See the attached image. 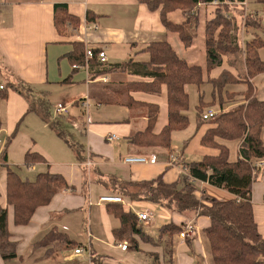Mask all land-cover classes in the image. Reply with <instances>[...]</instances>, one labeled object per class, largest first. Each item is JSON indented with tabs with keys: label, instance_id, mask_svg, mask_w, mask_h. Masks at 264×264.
I'll return each mask as SVG.
<instances>
[{
	"label": "crops",
	"instance_id": "0c3cea01",
	"mask_svg": "<svg viewBox=\"0 0 264 264\" xmlns=\"http://www.w3.org/2000/svg\"><path fill=\"white\" fill-rule=\"evenodd\" d=\"M58 4L66 5L69 13L79 19V27L70 28L71 32L69 30L65 37H61L55 28L54 9L55 5ZM249 8L248 0L244 4L232 5L229 18L236 24L237 39H239L237 35L239 32L238 23L235 21L237 16H241L242 33L253 32V28L259 27V24L245 27L247 19L252 21L260 19L261 23H258H260V27L262 25L261 11H257L259 7L252 12ZM215 9L214 5H202L197 12L198 24L195 29L197 39L195 44L187 50L184 49L185 52L181 55L190 63L204 64V25L215 18ZM171 18L178 23L184 20V17L180 14H173ZM73 30L78 31L74 33ZM75 41L83 42L86 48L104 49L108 55L107 64L109 65L126 63L134 58L129 49L131 51L136 50L135 55H147L146 53L137 54V52L152 43L170 41L178 45V48H182L176 37L170 35L163 26L160 13L151 12L146 5L139 3L137 0H0V86L4 87V89H0V139L7 138L22 117H24V122L33 124L39 132L41 130L43 133L48 132L47 136H50L49 132L51 131V149L57 159L51 158L47 152L46 154L42 152L48 164H38L31 168L39 167L41 170L48 166L49 172L63 175L68 183L75 188L57 194L49 206L40 208L37 211L28 226H15L13 210L7 205L5 165L12 168L22 165L24 154L31 148V145L27 142L17 144V140H14L9 150H4L1 146L0 156L5 151L7 153L5 164L0 163V204L8 208L11 241L18 246V257L13 261L6 262L0 254V264H19L25 257L34 259L36 264H70L71 259L77 261L86 253L89 255L90 264H92L90 254L92 251L96 254L97 243H94L97 241L96 239L105 241L112 252H118L116 254L117 261H111L110 256L99 255L103 256V264H128L130 250L145 255L146 257L143 258H154L157 264H162L163 253L160 257L152 249L151 252H145L141 248V244H145L150 248L149 246L157 243L152 236L150 241L139 240L138 251L133 250L129 245V248L123 251L121 246L126 243H114L113 230L119 228L120 223L118 221L119 225L116 226L115 224V228H113L111 215L106 212L107 204L100 203V200L106 196H117L113 191L112 179L119 182L137 183L162 176L167 184L177 182L182 175L181 163L200 162L206 155L218 154V151L204 148L201 145V139L209 126L205 124L206 127H200L195 138L190 143L187 142L185 154L184 149L176 144L174 139L171 150L162 148L145 149L130 145L127 139L147 127V109H129L123 104H113L114 100L109 99V97H112V93L116 88L106 90V98L96 100L92 98L91 85L102 82L100 80L105 78L107 82L102 83L108 84L114 81L121 85L120 90L123 83L143 81V79L117 72L93 80L89 73H87V76L81 75L79 72L82 70L72 68L70 74L63 72L61 61H68L64 56L72 51V43ZM244 44L241 46L243 47ZM62 47H65L66 50H61ZM124 55L129 59L125 60ZM260 56L264 62V49L261 50ZM134 59L136 61H147L149 56L146 60ZM242 63H244L242 57L238 55L225 56L221 67L205 76V83L212 84V81L217 80L224 74L231 79L242 77L244 74V64ZM66 79H70L72 83L62 84ZM19 80L31 86L37 96L45 97L51 107L74 103L78 108L77 110L84 115L85 118L78 115L76 118L70 119L69 112L68 115L62 116L68 117L66 121L72 122L78 133L85 136L87 142V151L84 152L83 150V155L77 158L76 161L72 160V156L68 154L60 142L52 137L55 135V129L45 124L37 115L27 113V101L10 89V86L16 84ZM77 81L85 82L88 86L87 94L81 96L80 100L85 99L84 97L87 95L90 104L93 105L90 106L89 110L83 108L80 104L81 101H78V99L75 100L66 96V92L69 91L72 85L78 83ZM251 82L258 98L264 101V73L251 80ZM6 91L8 97L3 98L1 95ZM132 97L137 101L159 105L160 116L163 108H167L166 88L163 89L160 96L136 93L132 94ZM237 97L222 109L226 111L239 106L243 101L237 104ZM87 115H90L91 123H88ZM111 135H116L119 139L108 142L107 138ZM222 144L229 149L230 161L237 162L241 157V142H224ZM142 155L155 156L157 163L131 165L124 162L127 157H142ZM88 159H91V167L85 166ZM62 162H65V164H58ZM259 162L262 165L253 185V205L255 221L258 224L260 234L264 236V159ZM202 192H206L210 197L222 202L235 199L232 194L203 182L199 183V190L196 192L199 200H201ZM126 199L124 198L125 201ZM142 203L143 205L138 207L141 210L152 211L153 206L164 208L150 202ZM86 204L90 208L89 246L78 242V237H82L80 233L60 232L57 224L58 219L62 216L76 213L75 210L78 207H85ZM94 206H97V209L100 210L101 219L105 226V234L99 232L97 234L94 230L92 210ZM124 208L127 211L130 210L126 205ZM10 210L12 217L10 216ZM170 215L171 221L167 218H164V221L167 223L175 222L182 226L187 221H193L195 230L193 236L187 240L180 239L178 236L171 241L166 237L159 238V243L164 242L166 246H171L170 250H167L166 247L161 250L163 252L166 250L167 253L172 254L168 257V264H213L208 239L206 237L208 242V247H206L203 238V234L206 236L204 230L210 225V220L207 217H184L171 212ZM152 223H154V219L153 222L141 225L146 231L148 227L145 225H152ZM50 226L52 227L51 230ZM53 231L62 233L68 239L82 245L84 254L75 255L74 249L53 251L51 244L42 245V241ZM81 239L84 241V238ZM21 246L27 247V250L19 252ZM41 248H45L48 253H43ZM50 250L52 251L49 252ZM37 252H40L41 256L35 258ZM119 252H121V255H119Z\"/></svg>",
	"mask_w": 264,
	"mask_h": 264
},
{
	"label": "trees",
	"instance_id": "16d2710c",
	"mask_svg": "<svg viewBox=\"0 0 264 264\" xmlns=\"http://www.w3.org/2000/svg\"><path fill=\"white\" fill-rule=\"evenodd\" d=\"M148 7L151 12H159L163 26L170 35L176 37L180 46L187 50L197 39V12L202 5H213L215 0H137ZM215 18L204 25V64H192L179 54L174 43H152L138 53H146L147 61H136L134 58L121 64H102L98 62L101 49L93 48L95 58L90 61L89 76L94 79L112 73H123L143 79L123 83V89H114L113 104H123L129 109H147L148 123L145 130L129 137L127 142L138 148H162L171 150L173 135L184 132L190 127L186 113L190 109L188 86L201 87L205 76L221 67L225 56L242 57L244 74L239 78L227 77L224 74L214 85L215 102L220 100L221 108L233 102L237 93H229L225 100L223 95L229 84L245 83L247 90L243 102L230 110H222L213 120H203L207 106L202 102L197 107L201 123L208 124V129L201 139L204 148L216 150V155H206L200 162L181 163L182 175L177 182L167 184L163 177L143 182H119L112 179L114 194L136 202H150L160 205L173 214L184 217H207L210 225L204 230L208 239L213 264H264V236L260 234L255 221L253 205V185L259 173L257 163L264 159V101H261L251 80L264 73V62L260 52L264 49L261 38L248 41L242 47L236 37V24L229 18L234 4H244L246 0H218ZM264 12V0H256ZM180 14L184 20L180 23L171 16ZM260 19L256 25L260 27ZM260 22V23H258ZM54 23L61 37L67 36L70 28L79 27V19L71 15L66 5H55ZM249 23H245L248 27ZM258 27V28H259ZM72 51L64 57L71 66L84 65L86 47L83 42L72 43ZM72 76V75H71ZM242 78V79H241ZM66 79L62 84H71ZM167 91L166 126L157 132L160 118V107L137 101L132 94L140 93L160 96L163 89ZM10 89L22 96L28 103L27 113L37 115L45 124L56 129V123L50 114V104L45 97H38L33 88L19 80ZM126 94V96H125ZM3 98L8 92H3ZM206 109V110H205ZM240 141V159L230 161V153L224 142ZM6 151L0 156V163L6 162ZM48 164L40 153L29 150L25 155V165L32 167ZM86 166V165H85ZM87 167V166H86ZM7 205L12 208L15 226H28L40 208L49 206L55 196L61 192L75 189L60 174L43 172L34 181L23 180L16 169L5 165ZM208 183L233 196L234 200L219 201L202 192L201 200L196 196L199 183ZM123 198V199H124ZM106 212L116 218L120 226L113 230L115 244L126 243L133 250H139V240L150 241L139 223L136 214L127 211L124 205L108 203ZM182 225L170 222L159 229V238L174 239L182 232ZM58 241H60L58 243ZM53 251L83 249L64 234L51 232L42 241L50 245ZM50 250L49 252H51ZM0 254L4 261L17 259V245L11 242L8 208L0 204ZM92 264H103V256L91 252ZM171 260V259H170ZM171 263V262H170Z\"/></svg>",
	"mask_w": 264,
	"mask_h": 264
},
{
	"label": "rangeland",
	"instance_id": "374dc122",
	"mask_svg": "<svg viewBox=\"0 0 264 264\" xmlns=\"http://www.w3.org/2000/svg\"><path fill=\"white\" fill-rule=\"evenodd\" d=\"M248 5L250 6V8H249L250 12L257 10L258 7H259V9L257 11L262 10V7L256 3V0H248ZM260 16L262 18L261 27L260 28H253V30H252L253 32H249V33H242V31H241V23H242L241 16L239 15L235 18L236 19L235 21L238 23V28H239L238 29L239 32L237 31L238 32L237 35L239 38L240 45H243L244 42L252 41L255 38H261L262 40H264V12H261ZM246 22L252 26H254V24L256 25L255 21H252L249 19H247L245 21V23ZM250 31H251V29H250ZM70 32H71V30H70ZM174 46L179 51V54H181V55L184 54L185 51L183 48H178V45H175V44H174ZM62 48L63 49H61V50H66L65 47H62ZM129 52H130V54H132V57L137 58L138 60L148 59L147 55H145V56L144 55L143 56L135 55L136 50L131 51L129 49ZM123 58H125V60L129 59V57H126V55H124ZM192 64H194V63H192ZM197 64H200V63H197ZM61 68H62L63 72H68V74H70L72 72L73 67L71 66V64L68 61L62 60L61 61ZM81 72L82 71L79 72L81 75L87 76V73L85 71H83L82 73ZM120 86L121 85L119 83H115L114 81H111L108 84H105L102 82L92 84L91 85L92 98H95L96 100L99 98H106V90L111 89V88L119 89ZM87 87L88 86L85 82H78L69 88V91L66 92L67 93L66 96H68L70 98H74L75 100L78 99V101H81L80 97L83 96L84 94H87V91H88ZM3 89H4V87H3ZM122 89H123V86H122ZM246 90H247V85L245 83L229 84L227 89L225 90L223 97L225 100H227L229 97L227 92L237 93L238 94L237 104H240L243 101V97L246 93ZM187 91L190 95V109L186 113V115L190 119V128L184 132L175 133L173 136L174 142L176 144H179L184 149V154H185L187 142L190 143L195 138L196 134L200 130V127H202V126L206 127V125L204 123H203L204 125H201V120L198 118L197 107L200 105V103L202 102L203 104H205L207 106V108H206L207 110L211 108L217 114L223 110L220 106V100L219 99L217 100V104L214 106L215 107L214 109L212 107H210L215 102L214 85L213 84L206 82L201 86V88H199L197 86H188ZM60 97H62V96L60 95ZM112 97H113V95H112ZM112 97H109V99H113ZM84 98H87V95ZM59 104H61V103H59ZM62 106L69 107L70 119L76 118L78 115H80L82 118L84 117V115L79 110H77L78 108H77V106L74 105V103L71 105H62ZM56 108L57 107H51V109H50L51 118L55 119L54 121L56 122V129L54 132L55 135L52 137L55 138L57 141H59L60 144L63 146V148L68 152V154L72 156L71 159L76 161L77 158H79L83 155V150H84V152L87 151L88 146H87L85 136H81L80 133H78V130L75 129L72 122L66 121V119L68 117H58L57 118L55 116V109ZM167 122H168L167 108H163L162 114L160 116V120H159V123H158L156 130L158 132H160V130H162L166 126ZM47 135H48V132L43 133L42 130H41V132H39L33 124H28L27 122H24V117H22V119L20 121H18V123L16 124L13 131L8 135V137L5 139H0V148L2 146L4 148V150H9V148L11 147L14 140H17V142H16L17 144H19L20 142H22V143L27 142L31 145V148L28 150H33L34 152H38L40 154H42V152L46 154V152H47V154H49V156H51V158H54L56 160L57 157L51 149V139H52L51 138V131L49 132L50 136H47ZM118 139H116V140H118ZM27 151H26V153H27ZM26 153L24 154L23 164L20 166L14 167V169H16V171L18 172V174L21 176V178L23 180L34 181L39 174H41L43 172H47L49 168H48V166H46V168H43L40 170L39 167L31 168V167L26 166L25 165ZM43 156H45V155H43ZM130 157H140V156H130ZM142 157L151 158L152 156L142 155ZM58 164H65V162L58 163ZM106 197H108V196H106ZM116 197H119V196H116ZM119 198H121L124 201V204L126 205L128 210L130 208V211H132L134 213H138L139 211H141V209H139L138 207L143 205L142 202L139 203L136 201H131L130 199H126V201H125L122 197H119ZM118 204H122V203H118ZM124 204H122V205H124ZM147 205H149V204H147ZM158 207L153 206V208L151 209L152 211H149V212H151V214L153 216L154 223H152V225H150V224L145 225L148 227V228L146 227L147 228L146 232L150 236H152L156 240L157 243L154 244L153 246H149L150 248H148L145 244L144 245L141 244V248L145 252H151V249H152L155 253H158L160 257H162V253H163L164 258H163L162 264H168V260H169L168 257L172 254H170L169 252L167 253L166 250L164 252L161 250L165 249V247L167 250H170L171 246L170 247L166 246L164 242L159 243V229L164 224L167 223L166 221H164V218H167V220L171 221V215H170V211H168L164 208H158ZM89 210H90V208L86 204L85 207H78L75 210L76 213H73V214L67 215V216H62L60 219H58L59 221L57 222V224L59 226L58 231L67 232L69 234H79L80 233L82 235V237H78V239H77L78 242L83 243L86 246H89V244H90L89 238H88L89 237V229H90V224H89V212L90 211ZM92 210H93V218H94V230L97 232V234H98V232L105 234V226H104V222L101 219L100 210L97 209V206H94L92 208ZM10 216L12 217L11 210H10ZM110 219H112L111 221H112L113 228H115V224H116V226L119 225L118 220H116L113 216H110ZM153 219L151 222H153ZM51 228L52 227L50 226V230H51ZM50 230L48 229V232ZM81 238H84V241ZM203 238L205 241V246L208 247V242H207L206 236H204V234H203ZM13 240H15V239H13ZM96 240L97 241L94 242V243H97V246L95 248L96 249V255H107V256L111 257L110 258L111 261H114V260L117 261L116 254H118V252H112L110 250V247H108V244L105 241L103 242L100 239H96ZM12 243H14V242H12ZM22 250H27V247L21 246L19 248V252ZM41 251L43 253H48V251L46 252L45 248H41ZM136 253H138V252H133L132 250H130V252L128 253V259H129L128 264H157V262L154 258H150V257L149 258H143L146 256L145 255L143 256V254H140V253H138V254H136ZM119 255H121V252H119ZM17 256H18V246H17ZM39 256H41L40 252H37L35 255V258H37ZM19 264H36V263H35L34 259H29V258L25 257L21 262H19ZM42 264H44V263H42ZM66 264H68V263H66ZM70 264H90V258H89L88 253H86L84 256H82L77 261H74V259H71Z\"/></svg>",
	"mask_w": 264,
	"mask_h": 264
},
{
	"label": "built area",
	"instance_id": "2783aa9c",
	"mask_svg": "<svg viewBox=\"0 0 264 264\" xmlns=\"http://www.w3.org/2000/svg\"><path fill=\"white\" fill-rule=\"evenodd\" d=\"M213 5L215 7H217L219 5V1L215 0L213 2ZM74 33H76L78 30H73ZM95 58V53L93 52V48L88 47L86 48V60H85V64L84 65H77V66H73V69L75 70H82L85 71L86 73H89V65H90V61H92ZM98 62L102 63V64H107L108 63V56L105 52L104 49H101V52L98 54ZM102 82H107V80L105 78L101 79ZM0 89H3L2 86H0ZM81 106L83 108H85L86 110H89L91 104L88 98H85L83 100H81L80 102ZM69 114V107L66 106H59L55 109V116L58 117H62L65 115ZM217 113L212 110V109H208L204 114H203V120L205 121H210L213 120L216 117ZM88 118V123H91V118L90 115H87ZM116 139H118L115 135H111L107 138L108 142H113ZM175 161V160H174ZM124 162L126 164H156L157 163V158L152 156L151 158H146V157H128L124 160ZM87 167H91L92 166V162L91 159H88L86 164ZM262 163L258 162L257 163V168L260 169ZM100 203H122L124 204V201L116 196H108V197H103L100 200ZM125 205V204H124ZM139 223L140 224H145L148 222H151L153 219V216L151 214V212L147 211V210H141L138 213H135ZM194 230H195V226H194V222L193 221H187L183 227H182V232L179 234V238L183 239V240H187L188 238L192 237L194 234ZM121 248L123 249V251H126L129 247L127 244H123L121 246ZM75 255H82L84 254V250L83 249H76L74 251ZM67 255V254H66Z\"/></svg>",
	"mask_w": 264,
	"mask_h": 264
}]
</instances>
